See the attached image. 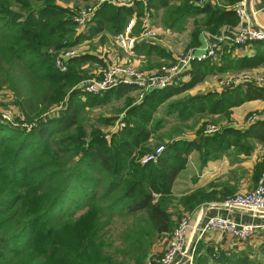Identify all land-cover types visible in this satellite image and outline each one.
Wrapping results in <instances>:
<instances>
[{"label": "trees", "instance_id": "16d2710c", "mask_svg": "<svg viewBox=\"0 0 264 264\" xmlns=\"http://www.w3.org/2000/svg\"><path fill=\"white\" fill-rule=\"evenodd\" d=\"M70 1L75 0H0V90L12 89L17 112L13 122L0 115V264H158L149 259L150 248L159 234L170 232L176 224L170 189L187 153L211 141L216 142L213 151L217 152L233 144L248 155L251 140L264 148V119L257 118L244 129L224 127L211 135L200 129L191 140L175 138V134L166 141L159 138L160 143L151 147V131L158 126L150 128L153 112L165 104V113L181 118L228 116L231 107L244 101H264V87L252 83L170 99L208 73L264 66V40L249 42L255 49L251 56L232 57V47L225 45L220 64L208 59L193 62L188 81L149 89L139 101L128 95L134 85L125 83L99 94L87 93L74 87L85 76L80 66L102 61L89 52L73 54L67 59V70L58 72L53 67L57 51L101 32L114 37L133 12L138 17L132 29L136 33L144 8L161 10L163 23L175 29L187 16L202 15L193 20V40L201 27L216 31L222 24L237 23L233 5L241 0L204 5L146 0L130 6L104 1L77 33L73 18L79 10L63 5ZM133 49L146 60L167 56L151 42L138 41ZM16 68L23 72V85L29 86L25 95L17 91ZM111 98L125 100L123 124L106 138L99 125L107 126L117 115H99L94 118L97 124L86 129L81 114ZM160 145L154 160L142 161ZM191 200L177 203L189 209L198 204L197 200L190 204ZM114 221L120 228L111 238ZM259 254L264 259V243ZM190 264L263 262L243 251L213 254L212 247L198 239Z\"/></svg>", "mask_w": 264, "mask_h": 264}, {"label": "crops", "instance_id": "0c3cea01", "mask_svg": "<svg viewBox=\"0 0 264 264\" xmlns=\"http://www.w3.org/2000/svg\"><path fill=\"white\" fill-rule=\"evenodd\" d=\"M241 1L244 3L245 0ZM247 2L248 10L246 12L244 9L245 21L242 24H249L255 28L261 29L264 32V0H247ZM144 10L146 9L144 8L143 12ZM132 16L137 19L135 12H133L129 17ZM200 17L203 16H187L186 18L188 21V19L195 20ZM139 19L141 20V18ZM190 20L187 23H190ZM187 25L188 24L184 26L183 24L179 29L168 28L167 31L163 32L164 37L167 36L165 46L161 43L155 44L163 48L167 56L156 57L158 60L160 59L167 63L173 61L177 55L182 54L189 49L198 48V46L202 44L201 31L208 32L211 35V41L214 40V37L216 36H221L223 39L222 41L216 43V57L210 60V63H215L217 65L221 63L220 58L224 52L223 47L225 45L227 47H232L229 49L230 56L232 57L251 56L255 52L254 45L251 43L239 46H230L232 43L228 42V40L231 39L233 31L239 26L238 18L237 23L222 24L216 31H209V29L201 27L193 40L191 36L193 24H190L189 27ZM139 31L136 33L132 32V34L137 35ZM131 52L134 53L133 48ZM138 56L144 57L143 55ZM244 74L264 78V66L257 65L255 67L243 69L231 68L224 72L208 73L201 81L197 82L183 92L172 96L170 99H176L186 95L203 94L206 92H220L227 87H232L237 84H245L247 82H240L224 87L219 84V81L222 79L229 77L237 78ZM189 78L190 67L174 79L170 85H181L182 83L188 81ZM253 110L264 111V101L259 99L244 101L238 106L231 107L228 116L205 114L187 118L177 117V122L175 123L186 124L191 122L192 126L188 129L185 128L183 133L181 132L174 137L191 140L197 136L196 131L200 129L205 135L214 134L216 131H219L224 127L244 129L249 124L246 121L245 116L248 112ZM261 118L262 117L259 119ZM210 125L215 127L214 131H208V126ZM250 143L252 144V150L248 155L242 152L239 148H235L233 144L226 146L219 152L213 151L215 150V141H211L208 144L202 142V145L200 144L199 147L191 149L186 155L183 168L178 171L171 185L170 192L174 197L173 203L174 205L176 204L175 211H177L175 215H172V218L176 219L183 213L188 214L190 217L188 241L194 233L196 226L199 225L194 243L198 239H201L203 242L212 247L213 254H217L219 251L224 253L243 251L246 252L248 256L256 257L264 263V259L259 254V248L262 243H264V239L262 238L260 232H256L245 240H238L232 236L220 234L212 230L200 231L206 219L213 215L227 216L231 220L238 223L264 222V211L256 213L251 211L225 209L221 206V201L227 195L243 193L251 190L255 186L256 178L264 165V148L257 141L251 140ZM187 198H192L190 204H192V201L196 200L198 204L193 205L189 209H185L177 203L178 199L186 200ZM169 236L170 232H162L157 237L158 244L160 245L158 253H161V250L166 245ZM155 255L156 254L153 253V256ZM182 264H190V260L188 259Z\"/></svg>", "mask_w": 264, "mask_h": 264}, {"label": "built area", "instance_id": "2783aa9c", "mask_svg": "<svg viewBox=\"0 0 264 264\" xmlns=\"http://www.w3.org/2000/svg\"><path fill=\"white\" fill-rule=\"evenodd\" d=\"M109 2L118 6L133 5L134 1L145 4L146 0H96L95 4L80 10L74 16V21L82 26L88 21L92 12L102 2ZM194 5L213 4L215 0H188ZM235 15L239 20V26L233 31L232 37L228 42L234 45L247 44L253 40L264 39V32L249 24H242L245 21V11L243 1L236 2L233 5ZM147 10H144L146 12ZM135 24V17H130L121 32L114 36L116 44L131 52L133 45L137 41H148V38H154V31L150 24L148 13L142 18L141 28L137 35H133L132 29ZM202 44L198 48H192L176 56L173 61L162 63L151 70H140L135 66L125 63H112L106 66L97 77H91L80 81L77 88L81 91L99 94L118 83L134 85L141 89L163 88L171 84L174 79L189 69L193 62L202 60H212L216 57V43L222 41V37H214L211 41V35L206 31H201ZM74 53L72 50H66L61 55L55 57L53 67L58 72L67 70V59ZM240 82L252 83L264 87V78L242 75L241 77H229L219 81L221 86H229ZM264 117L251 112L246 117V121L252 122L257 118ZM213 125L208 126V131H214ZM162 150L158 146L150 152L142 161L146 159L154 160L156 155ZM221 206L225 209H235L239 211L263 212L264 211V166L262 167L255 186L246 192L236 193L226 196L221 201ZM190 228V217L183 216L170 231L169 239L161 251L158 264H175L184 253L188 242V231ZM212 230L220 234L232 236L238 240H245L256 232H260L264 239V222L263 223H238L227 216L213 215L206 219L200 231ZM191 256L189 257V260Z\"/></svg>", "mask_w": 264, "mask_h": 264}, {"label": "rangeland", "instance_id": "374dc122", "mask_svg": "<svg viewBox=\"0 0 264 264\" xmlns=\"http://www.w3.org/2000/svg\"><path fill=\"white\" fill-rule=\"evenodd\" d=\"M218 1L219 0H215L216 3H218ZM95 2L96 0H92V1L75 0V1H70L63 5H66L68 7H74L76 8V10L80 11V10H85L87 7L92 6V4H95ZM146 12L148 13V18L151 21L152 29L155 33L154 38H148L147 42H151L154 44L161 43L163 46H165V43L167 42V36L164 37L163 32L167 31L168 27H166L167 25H165L162 21V17H163L162 11L158 10L154 12L151 10H147ZM146 12H143V14L139 17L141 18V23H142V18ZM129 18H127V20ZM137 19L135 18V23L137 22ZM189 20L190 19H188L187 21V18H186V21L183 22L184 26H186V24H188L187 25L188 27L190 24L192 25L193 20H190V23H187L189 22ZM76 25H75V29H76L75 31L77 33L79 30H81L84 27L85 24L82 26L81 24L77 23ZM235 46H239V45H235ZM66 50H72L74 54H80L83 52L94 53L102 61L101 64L96 63V62H86L82 66H80V68L82 69V73L85 76H82L74 84V87H76L77 84L82 80H85L91 77H97L106 66L112 63L130 64L140 70H151V69L156 68L157 65L166 63L163 60H160V59L158 60V58L156 57H150L148 60H145L146 58L136 55L135 52L134 53L128 52L126 49L116 44L113 36L105 32H101V34L98 33L94 35L93 37H91L89 40H82L80 43H78L77 45L73 47L57 51L53 57V61L56 56L61 55ZM15 73H16L15 75L18 76L17 84L20 85L17 91L20 95H25L28 92L27 87L29 86L27 84L23 85L25 83V80L23 78V72L21 71L20 68H16ZM133 87H134V90L131 91L128 95L130 97H133V100L135 101H139L142 97V94L149 90V89H141L135 86ZM12 94H13L12 89L9 87H4L0 90V115L4 116V118L10 122H13L14 117L17 115V112H14V107L12 105ZM124 102L125 100H123V98L117 99V100L111 98L108 100V103L105 105L97 106V107L85 110V112L81 114V117L84 120L83 122L85 123L84 125H86V129L89 128V125L97 124L96 121H94V118L98 117L99 115H105V116L106 115H113V116L117 115L116 119L113 120L107 126L99 125L102 133L104 134V137L107 138L108 133L115 131L118 125L123 124L120 121H121V116L123 114V112L121 111L122 110L121 107ZM164 108H165V104H160L157 107V109L153 112V116H152L153 118H152V122L150 123V128L153 127L154 125L155 126L158 125V126L156 128V131L154 132L151 131V136L149 139V145L151 147H155L156 145L160 143L159 138H164V141H166L172 138L175 134H179L181 132L183 133L185 128L188 129L190 126H192L191 122L186 123V124L175 123L177 122L176 118L178 116L175 113H165ZM56 111H60V110L57 109ZM251 112H254L258 116L264 114V111L253 110ZM251 112H248L245 117H247V115H249ZM55 113H58V112H55ZM196 115H205V114H194L193 116H196ZM172 210H173L172 211L173 214L175 215V213L177 212L175 211V207H173ZM186 215L188 214L183 213L179 215V217L176 218L174 222L177 223L181 217L186 216ZM119 228H120L119 222L114 221L109 231V235L111 238H115L116 233ZM159 247L160 245L158 244V241L156 240L155 243L150 248L149 259H156V261H158L160 254H161V253H158L160 250ZM153 253H155L156 255L153 256Z\"/></svg>", "mask_w": 264, "mask_h": 264}, {"label": "water", "instance_id": "95a60500", "mask_svg": "<svg viewBox=\"0 0 264 264\" xmlns=\"http://www.w3.org/2000/svg\"><path fill=\"white\" fill-rule=\"evenodd\" d=\"M244 9L247 12V10H248L247 0L244 1ZM198 228H199V225L196 226L194 233L191 235L190 240L187 242V246H186L184 253L181 255V257L179 258V260L175 264H182L185 261H187L189 259V257L191 256L192 246H193V243L195 241Z\"/></svg>", "mask_w": 264, "mask_h": 264}]
</instances>
